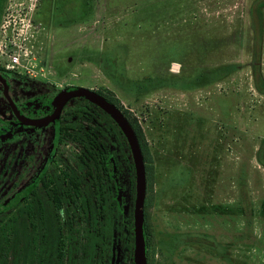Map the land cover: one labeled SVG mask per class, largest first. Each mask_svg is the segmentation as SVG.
Listing matches in <instances>:
<instances>
[{
	"label": "rangeland",
	"instance_id": "1",
	"mask_svg": "<svg viewBox=\"0 0 264 264\" xmlns=\"http://www.w3.org/2000/svg\"><path fill=\"white\" fill-rule=\"evenodd\" d=\"M2 2L0 45H22L21 72L137 118L147 264H263L264 0Z\"/></svg>",
	"mask_w": 264,
	"mask_h": 264
},
{
	"label": "flooded vegetation",
	"instance_id": "2",
	"mask_svg": "<svg viewBox=\"0 0 264 264\" xmlns=\"http://www.w3.org/2000/svg\"><path fill=\"white\" fill-rule=\"evenodd\" d=\"M1 3L4 2L0 0V7ZM38 24L41 25L40 22L36 25ZM60 88L62 87L53 80H41L26 72L7 69L0 65V225L26 221L30 227L33 217L30 216L28 207L35 203L33 201H38L40 196H45L48 190H58L61 183H66L62 179L64 173L70 176L75 171L82 175L81 186H85L87 180L90 192L92 191L93 182L90 181V177L95 170L94 158H91L92 165L89 166L87 159L81 162V159H76V154L80 151L81 142L91 141L93 137L84 135L80 141L76 138L74 129H80V132L84 133L93 127L96 138L104 143L98 141L102 147L104 161L111 168L112 184L116 192L114 198L120 209V213L113 221L108 262L111 264L115 254L114 244L117 243L119 248L117 264H124L126 215L131 204V180L128 178L126 161L115 136L118 129L115 128L116 130L112 132L110 127L100 121L103 113L100 108H103L97 104L100 107L99 111L95 108V103L89 105L83 102L84 96L68 98L59 114L54 116L58 103L54 100ZM76 110H81V113L76 114ZM120 110L123 112V108ZM66 114H69L68 118ZM103 117L105 116L102 115ZM70 120H77L78 123L71 127L67 126ZM119 128L121 129L120 126ZM122 133L127 139L123 131ZM76 219L77 236L84 241L86 238L84 228L87 223L79 215ZM58 220V225L62 228L61 216H58ZM91 228L94 230L92 226ZM18 233L16 230L8 233L13 237L11 240L13 247L0 248V264H31L30 248L26 245V248H16L14 245ZM60 244L59 240V246ZM20 249L23 256L15 257V252ZM35 259L37 260V257Z\"/></svg>",
	"mask_w": 264,
	"mask_h": 264
},
{
	"label": "trees",
	"instance_id": "3",
	"mask_svg": "<svg viewBox=\"0 0 264 264\" xmlns=\"http://www.w3.org/2000/svg\"><path fill=\"white\" fill-rule=\"evenodd\" d=\"M258 87L264 89V81L261 80V78H259ZM97 91L114 102L118 107L122 108L121 104L115 98L100 90ZM82 101L89 105L95 103L85 96ZM95 108L99 110L100 107L96 104ZM100 110L103 111V113L100 112V121L110 127L112 132L118 129V131L115 132V136L121 148V152L123 153V158L126 161L128 178L131 180V204L127 209L126 215L124 264H133V207L136 177L134 161L130 145L121 129L114 121L113 117L109 116L103 109L100 108ZM123 112L131 123L140 143L145 160L147 177L148 162L151 160L149 147L144 139L137 118L132 116L131 113L125 109H123ZM75 113L80 114L81 110H76ZM102 115L105 116L103 118L107 119V122L102 118ZM66 117L68 118L69 114H66ZM77 123V120H70L67 126L71 127ZM81 128L84 129L83 126H81ZM66 130L69 131L68 129ZM74 130V134L77 136L76 138L80 141L81 136L84 135L93 137L91 141L83 140L81 142L80 151L76 154V159H81V162L87 159L86 161L89 166L92 165L90 161L91 158H94L95 170L90 177V181L93 182L92 191L90 192V186L87 180H85V186H81V181L83 179L82 175L75 171H73L70 176L64 173L62 179L63 182L65 181L66 183H61L58 190H48L45 196H40L38 201H33L35 203H31L28 207L29 214L33 217L30 221V227L26 221L7 222L0 225V248L13 247L11 244L13 237L8 233L16 230L19 233L14 245L16 248H26L25 245L30 248L29 254L32 257L30 261L31 264L37 262L42 264H109L108 258L110 254L113 221L115 216L120 213V209L117 207L114 198L116 192L112 184L111 168L104 161L102 147L98 142L101 140L96 138L94 128L91 127L90 130H86L84 133L80 132V129ZM68 134H71V132H68ZM101 142L103 143V141ZM85 149L87 151H85ZM96 156L100 157L97 158ZM256 156L257 159L264 164V137L261 139ZM106 171H108L107 174L105 173ZM78 215L87 223L86 228H84V235L86 237L84 241H81L76 233L78 228L75 225L78 223L76 219ZM58 216H61L62 228L58 225ZM144 218L147 258H149L148 247L150 244V230L147 222L146 205H144ZM91 226L94 230H92ZM122 233H124V230H122ZM198 239L200 240V238ZM59 240L61 241L60 246ZM58 249L60 250L58 251ZM4 252L7 253V251ZM24 253H26V251H24ZM14 255L15 257H22L23 253L20 249L17 250ZM35 257H37V260Z\"/></svg>",
	"mask_w": 264,
	"mask_h": 264
},
{
	"label": "water",
	"instance_id": "4",
	"mask_svg": "<svg viewBox=\"0 0 264 264\" xmlns=\"http://www.w3.org/2000/svg\"><path fill=\"white\" fill-rule=\"evenodd\" d=\"M72 96H85L98 104L113 117L127 137L134 159L136 174V190L133 207V264H147V240L144 226L147 178L145 160L136 133L128 118L114 102L110 101L96 89L84 85L72 84L60 88L54 100L58 101L54 116L59 114L63 103Z\"/></svg>",
	"mask_w": 264,
	"mask_h": 264
},
{
	"label": "built area",
	"instance_id": "5",
	"mask_svg": "<svg viewBox=\"0 0 264 264\" xmlns=\"http://www.w3.org/2000/svg\"><path fill=\"white\" fill-rule=\"evenodd\" d=\"M21 46L10 38L8 41H4L3 46L0 45V65L7 69L21 71L20 67L28 58L27 55L22 57Z\"/></svg>",
	"mask_w": 264,
	"mask_h": 264
}]
</instances>
